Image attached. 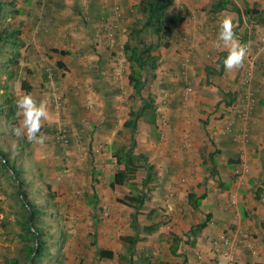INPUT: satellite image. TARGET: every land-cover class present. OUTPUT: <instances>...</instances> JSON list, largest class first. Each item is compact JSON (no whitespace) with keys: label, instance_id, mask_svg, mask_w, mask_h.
Instances as JSON below:
<instances>
[{"label":"crops","instance_id":"crops-1","mask_svg":"<svg viewBox=\"0 0 264 264\" xmlns=\"http://www.w3.org/2000/svg\"><path fill=\"white\" fill-rule=\"evenodd\" d=\"M45 1L48 3L41 0L46 10L43 15L46 21L43 20L42 24L45 33L41 25L25 22L24 25H32V30L35 26L40 30L36 33L31 31L22 37L26 43L24 49H30L32 56L42 49L41 45L69 52L65 57L53 53V60L61 62L62 69L66 68L75 79L72 86L67 87L69 95H73V104L82 101L86 94L90 97L91 101L86 107L87 110L92 108L91 119L80 116L74 111V106L70 108L74 119L80 120L76 129L70 125L71 136L74 142L77 137L87 139L85 133L90 132L92 141L95 132L94 153L97 148L105 147L101 143H106V152L100 155V160L96 158V182L92 181L99 197V206H105L106 201L103 199L113 194L110 184L112 176L117 168L124 169L117 165L113 157L114 146H120L121 143L118 145L112 141V144L111 140L117 134H129L123 127L129 111L141 106V101L133 96L134 89L129 82L130 64L123 51L128 39V26L135 21L134 13L140 0ZM219 1L175 0L170 8L169 17L178 21L174 38L169 48L160 47L153 52V55L160 57L158 68L153 71V75L150 74L142 90L144 98L152 97L156 102L157 127L145 118L140 119L136 133V153L146 155L149 163L155 167V181L149 185L152 192L146 203L166 208L167 217L170 216L169 222L165 221V227L155 234L168 229L179 237L182 232L188 236L193 227L207 221L208 215L212 216L195 246L183 247V251L179 248L178 255L182 262L178 263L227 264V259L215 251L213 241L241 231L247 234L248 239L235 249V263L264 264V70L258 69L247 84L243 80L250 57L258 61L255 68L261 64L251 51L256 41L264 39V25H256L246 17H240L230 3L226 9L214 12L213 7ZM229 1L242 12L247 7L264 11V0ZM24 2L26 15H31L29 10L36 8L32 4L35 0ZM117 7L120 8V17L115 11ZM229 14H234L239 41L243 32V36H248L245 45L250 55H247L244 66L234 72L217 70L216 67L219 55L226 52L223 48L215 47L219 21ZM48 18L55 20L54 26H49ZM252 32L257 34L258 40L251 39ZM73 46L77 52L72 57ZM68 57L70 63L67 62ZM36 67L39 68L38 65ZM48 69L41 67V85H38L37 80L34 81L36 75L33 72L31 94L34 97L41 93L40 88H49L50 94L57 90ZM213 76L217 77L215 82L211 80ZM189 87L192 92H189ZM57 91L62 94V91ZM231 94L234 102L226 106ZM185 95L187 100H184ZM247 95L255 97V107L249 125L251 143L246 148L238 142L242 123L237 121L230 128L226 118L234 116L244 107ZM137 101L140 104L135 107ZM51 108L56 109L53 104ZM123 109H126L124 114ZM88 126L90 129H87ZM53 127L57 129L63 126L57 123ZM43 130L46 132L45 128ZM53 133L48 135L52 136ZM141 147L143 150L139 151ZM243 160L248 170L241 175L238 169ZM141 169L146 177V170ZM213 169L216 170L215 176L210 173ZM145 177L141 184L137 183L140 189L143 188ZM92 187L88 194L93 192ZM259 190L261 194L257 197ZM190 194L205 196L199 209L194 210L189 204ZM133 213L131 210V218ZM171 234L165 231L161 235L162 240H169ZM248 243L250 246H247ZM198 253L205 255V263L198 261Z\"/></svg>","mask_w":264,"mask_h":264},{"label":"rangeland","instance_id":"rangeland-1","mask_svg":"<svg viewBox=\"0 0 264 264\" xmlns=\"http://www.w3.org/2000/svg\"><path fill=\"white\" fill-rule=\"evenodd\" d=\"M39 1L41 0L32 2L36 8L29 10L32 13L31 15L24 13L21 16H7L5 24L12 22L13 25L17 26L19 22H32L36 23V25H41L42 28V19L43 15L45 16L46 10L40 6ZM42 1L44 3L47 2L45 0ZM40 3L42 4V2ZM18 6L25 8L26 4L24 0L20 1ZM31 26L29 24L24 25L21 37L26 36L31 31L36 33V31L40 30V28L38 30L37 26L32 30ZM27 27H30V30ZM129 28L130 26H128V30ZM255 36L257 37V34L252 32L250 37L254 41L258 40L259 38L255 39ZM42 37L43 35L41 39ZM256 44L251 52L255 54L258 60L261 59V64L258 67L256 66L253 77L259 71L258 69L262 68L264 70V39L259 42L256 41ZM51 47L48 48V46L41 45L43 50H39L36 56L30 55L32 52L30 49L23 48L21 50L20 67L15 70L13 79L10 78L9 73L14 68L11 64L7 63L13 54V48L8 45L0 51V94L8 92L10 95H14L15 100L24 94L22 82L24 80L31 82L33 79V75L28 76V69L36 75L34 81L37 80L38 85H41V78L39 76L41 75L42 67V69H53L50 79L53 81L54 87L60 92L62 91L66 99L64 110L58 113L56 109L55 111L51 108V104L53 103L49 88H40L41 93L36 98L38 100H46L49 109V117L41 129L42 133L46 136L43 144H33L27 142L26 139H21L22 147L18 148L20 142L17 138L9 139L8 135L3 132L8 127L4 125L3 117H0V131L3 132L0 134V137L3 139L0 141V147L8 152L9 159L14 160L17 166L23 169L21 176L28 183L25 189L28 200L39 211L37 215L39 223L37 225L44 227V229H47L51 233V236L45 237L50 254L39 259L40 264H117L116 260L98 259L97 248L111 249L118 254L126 253V248L119 237L122 235H134L135 232L131 228L132 218L130 216V211L134 212V209L120 203L118 199L124 198L130 189L128 185L122 187L116 186L113 189L112 196L103 199V201H106L105 206H98L95 210L88 206L84 195L91 192L95 163L98 159L100 160V155L103 156L106 152V143H101L100 145H104L105 147L97 148V152L94 153L93 142L94 140L96 141V135L94 132L95 137L91 141L90 132H87L85 133L87 139H84L85 137L82 139L77 137V141H74L70 147L62 149V147L54 143L53 137L43 130L44 128L49 129V127L54 128L53 126L57 123H61V126H68L70 129V125H72L76 129V125L80 120L74 119L72 116L71 106H74V111L76 110L82 117L90 118L92 116V108L87 110L86 107L89 106L87 104L88 101H91L87 94L82 97V101L79 100L73 104L71 100L73 95H69L70 92L67 91V87H71V83L75 79H73V75L66 68L62 69L58 65V62L53 60V46ZM119 50L122 51L120 48ZM76 52L77 50L73 46V51H71L70 55L73 57ZM36 60H38L37 63L35 62ZM67 62L70 63V57L67 58ZM215 78L217 77L213 76L211 80L215 82ZM139 101H137L135 107L140 104ZM103 112L105 114V111ZM124 112H126V109H123L122 114ZM58 119L59 122L57 121ZM87 129H90L89 126ZM112 141L118 145L120 143L121 145L129 144L130 137L129 134H117ZM113 142L112 144H114ZM138 150L142 151L143 147L141 149L138 148ZM143 177H145V172L140 169L134 181L141 184ZM3 178L6 187L0 194V264H3L9 258H18L23 260L22 263L28 264L27 257L25 258L22 253L24 242L20 236V233H24L21 226L24 219V210L21 208L19 202L16 184L10 181V179L6 180L7 174ZM50 195H54L53 200L49 199ZM152 209L157 211V215L149 219L148 215ZM140 212L139 222L142 228L140 236L146 238L148 235L143 232L145 225H153L158 227L159 230L161 227H165V221H168L170 217H167L166 208L161 206L156 207L148 203L144 205ZM188 228L185 230L187 231ZM165 231L171 234V230H161L159 231L161 234H155V232V235L148 237L146 241L138 244L134 264H158L162 260H169L172 264L182 262V258L179 255L178 257L174 256L169 249L173 236L169 235V240H162L161 235ZM90 233H96L97 246L92 245ZM61 238H64V241L57 248L55 244ZM181 238L182 241L179 243V248L183 251V247L189 246L187 241L188 239L190 241L191 238L183 232L181 233Z\"/></svg>","mask_w":264,"mask_h":264},{"label":"trees","instance_id":"trees-1","mask_svg":"<svg viewBox=\"0 0 264 264\" xmlns=\"http://www.w3.org/2000/svg\"><path fill=\"white\" fill-rule=\"evenodd\" d=\"M22 0H0V51H2L6 46H11L13 48V54L8 59L7 63L11 64L14 68L13 71L9 73L11 79L14 78V72L20 67V58L22 55L21 50L25 47L26 43L21 37L23 34L24 23L19 22L17 26L13 23H7V16H21L26 13L25 8L19 7L18 3ZM41 2V1H40ZM175 0H140L136 6V14L134 13L135 21L131 22L130 28L128 30V39L123 46V51L127 62L130 64V75L129 82L134 89V98H138L141 101V106L129 111V117L124 123V129L130 135L129 144H122L120 146H114L113 157L116 160L118 166H123L124 169L118 170L113 176L111 181V187L114 189L116 186H129V193L124 198H119V202L129 206L134 209L132 214L131 228L135 232L134 235H122L120 240L126 248V253L118 254L114 250L106 249L102 247L97 248V257L100 260H116L117 264H134V259L137 255V247L140 242L146 241V237H141L140 233L142 231L139 215L140 210L144 207L146 202L150 200V194L152 189L149 187L154 181V169L155 167L149 163L148 157L143 154L136 153L137 141L136 133L138 131V124L141 118H145L150 124L155 128L157 127V106L156 102L152 97L144 98L142 95V90L153 71L158 68V62L160 57L153 55V52L160 49V47L169 48L171 46V41L174 38L175 30L177 26V20L175 18L169 17V10L174 5ZM31 3V1H30ZM44 3V2H43ZM232 4L234 10L239 14L240 17L244 16L247 20L256 25H264V11L257 8L247 7L243 12L235 4L229 0H220L218 4L214 5L213 11H221L227 8V4ZM41 7H45L43 4L39 3ZM31 12V11H30ZM139 15V19L137 16ZM46 21V18L42 21ZM47 22L49 26H53L55 20L53 18H48ZM248 36L241 37V42L246 44ZM53 53L60 54V56L65 57L69 55L68 51H57L52 50ZM227 52H223L219 55L216 65L221 64V71H223L222 61L226 57ZM252 57H250L251 59ZM249 59V60H250ZM261 59H259L260 62ZM258 61L255 63L257 65ZM59 66H63L61 62H58ZM28 76H32L33 72L28 69ZM47 76L49 73L47 72ZM47 80V77H45ZM22 89L25 93H31L33 86L30 81L24 80L22 82ZM230 100L226 101V106H230L234 102L232 94L230 95ZM16 100L14 95L10 93L0 94V117H3L8 128L3 131L8 135V138L14 139L12 135L11 128L13 125L18 123V117L16 116ZM250 125V123H249ZM55 128V127H54ZM49 127L46 129L47 134H52L54 143L59 147L66 148L73 144V139L71 136V129L68 126H63L68 133V143L66 145L62 144L57 140L56 135L58 129ZM0 131V134L3 133ZM3 140L0 137V141ZM5 140V139H4ZM17 140L20 142L18 148L22 147L21 139ZM17 141V142H18ZM251 143V138L249 135V144ZM9 154L6 150L0 147V194L4 191L6 183L4 176L7 174L6 180L10 179L16 184L19 196V202L21 208L24 210L22 230L24 233H20L24 245L22 248V253L27 257L28 264H40L39 259L44 258L49 255V247L47 243L46 236H51V233L44 229V227L37 225V207H35L27 197L26 187L28 183L21 176L23 169H20L14 160L9 159ZM215 164V163H214ZM143 168L146 170V177L142 182L143 188L140 189L136 181L138 171ZM93 183L96 182L95 174L96 170L93 171ZM211 175L215 176L216 170H211ZM93 192L91 194H85V200L88 206L92 207L94 210L99 206V197L97 195L95 186L92 187ZM261 191L257 192V197H259ZM205 196L198 197L195 194L189 195V204L194 210L201 207ZM49 199L53 200L54 195H50ZM157 213L156 210H152L148 218L151 219ZM212 216L208 215L207 221H204L197 226L193 227L188 235L189 238H194L192 241L188 239L187 244L189 246H195L198 236L207 227V224L211 220ZM158 227L153 225H145L143 227V232L147 235H152L157 232ZM173 236V242L170 247V251L174 256L178 255L179 243L182 238L176 233L171 234ZM90 239L93 246H97V235L96 233H90ZM216 239H214L215 241ZM64 238L57 240L55 244L58 248ZM220 253V252H218ZM23 260L18 258H9L3 264H24ZM158 264H172L169 261L162 260ZM178 264H185L178 263Z\"/></svg>","mask_w":264,"mask_h":264},{"label":"clouds","instance_id":"clouds-1","mask_svg":"<svg viewBox=\"0 0 264 264\" xmlns=\"http://www.w3.org/2000/svg\"><path fill=\"white\" fill-rule=\"evenodd\" d=\"M234 14L224 15L219 21L215 47L225 49L226 57L222 61L223 70L234 72L244 66L248 48L241 43L236 35ZM217 70L221 64L216 65ZM255 99V97H254ZM16 116L18 123L11 128L12 135L18 139H26L33 144H43L46 140L41 129L49 117L48 102L38 100L31 93H24L16 99Z\"/></svg>","mask_w":264,"mask_h":264},{"label":"built area","instance_id":"built-area-1","mask_svg":"<svg viewBox=\"0 0 264 264\" xmlns=\"http://www.w3.org/2000/svg\"><path fill=\"white\" fill-rule=\"evenodd\" d=\"M116 14L118 17L121 16L120 13V8L117 7L115 9ZM255 63H256V58L252 57L249 60L248 68H246L243 76L244 83L247 84L250 79L253 78V74L255 71ZM49 72H51L53 69L49 68ZM189 92H192V88L189 87ZM51 97H52V103L54 104L55 108L57 110H62L65 108L66 104V99L62 94H60L57 90H53L51 92ZM247 100L244 103V107L238 111L234 116H228L226 119V124L228 127L233 128V126L236 124L237 121L239 123H242V128H241V138L238 140L239 144H241L243 147L248 146L249 144V123L251 121V116L255 107V99L253 95H247ZM184 100H187V96L185 95ZM56 138L58 141H60L62 144L66 145L68 143V133L67 130L64 128H59ZM248 166L246 162L243 160L242 166L240 169H238L239 174H243L247 172ZM248 236L247 234H243L241 231H237L236 233L232 234H227L221 238L216 239L213 241V247L215 251L219 254L222 255L224 258L227 259V264H236L234 261V251L235 249L243 243V241H247ZM239 244V245H238ZM247 246H250V243L247 244ZM198 261L201 263H205V255L202 253L197 254Z\"/></svg>","mask_w":264,"mask_h":264}]
</instances>
